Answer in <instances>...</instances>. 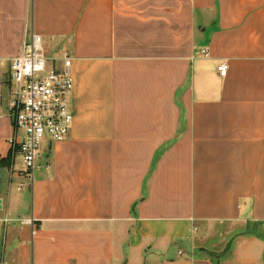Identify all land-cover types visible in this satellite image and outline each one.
<instances>
[{
	"label": "crops",
	"instance_id": "0c3cea01",
	"mask_svg": "<svg viewBox=\"0 0 264 264\" xmlns=\"http://www.w3.org/2000/svg\"><path fill=\"white\" fill-rule=\"evenodd\" d=\"M32 31L71 52L74 121L29 179ZM0 264H264V0H0Z\"/></svg>",
	"mask_w": 264,
	"mask_h": 264
},
{
	"label": "built area",
	"instance_id": "2783aa9c",
	"mask_svg": "<svg viewBox=\"0 0 264 264\" xmlns=\"http://www.w3.org/2000/svg\"><path fill=\"white\" fill-rule=\"evenodd\" d=\"M208 55L207 50H203ZM73 57L67 48L58 56L48 54L42 35L27 32L20 53L10 60L9 116L14 135L9 140L22 158V172L29 179L38 167L45 140L69 138L74 121L71 94L74 89ZM221 75L228 65L218 66ZM24 185V184H22Z\"/></svg>",
	"mask_w": 264,
	"mask_h": 264
},
{
	"label": "rangeland",
	"instance_id": "374dc122",
	"mask_svg": "<svg viewBox=\"0 0 264 264\" xmlns=\"http://www.w3.org/2000/svg\"><path fill=\"white\" fill-rule=\"evenodd\" d=\"M11 85V84H10ZM8 97V96H7ZM7 100V103H8V99H6ZM9 110V109H8ZM48 143H49V140L47 139V140H45L44 142H43V147L44 146H47L48 145ZM17 165L18 166H22V158H21V156L18 154L17 155Z\"/></svg>",
	"mask_w": 264,
	"mask_h": 264
},
{
	"label": "trees",
	"instance_id": "16d2710c",
	"mask_svg": "<svg viewBox=\"0 0 264 264\" xmlns=\"http://www.w3.org/2000/svg\"><path fill=\"white\" fill-rule=\"evenodd\" d=\"M13 153V152H12ZM12 153L10 152V155L7 159H3L2 162H7L9 163L11 161Z\"/></svg>",
	"mask_w": 264,
	"mask_h": 264
}]
</instances>
